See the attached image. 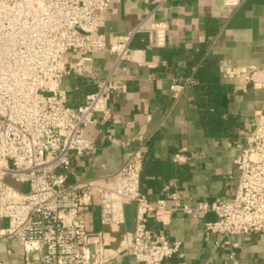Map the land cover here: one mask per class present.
I'll return each mask as SVG.
<instances>
[{"label":"built area","instance_id":"1","mask_svg":"<svg viewBox=\"0 0 264 264\" xmlns=\"http://www.w3.org/2000/svg\"><path fill=\"white\" fill-rule=\"evenodd\" d=\"M113 1L120 0H0V218L5 221L0 242L15 240L23 264H104L110 257L102 231L86 227V209L97 208L101 225H119L125 203L134 202V229L123 233L117 252H127L140 264L180 258V242H170L163 231L170 211L213 213L215 218L204 222V240L214 250H225L231 264H239V243L232 237L264 234V112L234 159L238 172L230 199L192 206L181 203L168 185L164 196L151 201L141 189L140 149L129 152L114 173L72 178L73 158L97 150L85 128L95 124L96 113L109 115L108 95L117 84L111 75L100 79L78 105L69 106L62 78L83 70L80 60L70 62L67 54L87 59L93 52H109L119 63L133 57L137 33H148L149 45L165 43L167 23L149 17L167 0H150V13L108 43L99 27ZM245 78L264 84V69L250 67ZM183 86L174 83L171 90ZM172 159L182 163L185 156L176 151ZM250 264H259L258 259Z\"/></svg>","mask_w":264,"mask_h":264},{"label":"crops","instance_id":"2","mask_svg":"<svg viewBox=\"0 0 264 264\" xmlns=\"http://www.w3.org/2000/svg\"><path fill=\"white\" fill-rule=\"evenodd\" d=\"M153 6L150 0L113 1L99 29L108 43L113 42ZM151 18L167 23L163 46L149 45L148 33L143 32L132 39L133 57L119 63L109 52H93L87 59L67 54L70 62L80 60L83 70L62 78L69 106L78 105L100 79L111 75L117 84L108 95L109 115L96 113L95 124L85 128V137L97 150L73 158L72 178L114 173L129 152L140 149L141 189L151 201L164 196L168 185L181 203L192 206L230 199L238 172L234 159L255 118L264 112V84L245 78L250 67L264 69V0H167ZM188 77L191 83L185 82ZM178 82L184 86L171 90ZM176 151L185 156L184 162L173 161ZM135 211L134 202L125 203L123 223L101 225L97 208L86 209V227L102 231L110 257L104 264H140L127 252L116 251L123 233L134 229ZM214 218L213 213L170 211L163 231L170 242H180L182 257L164 264H231L225 250H214L203 238L205 220ZM4 224L0 218V227ZM232 240L239 243V264H250L254 258L264 264L263 233ZM23 263L15 240L0 242V264Z\"/></svg>","mask_w":264,"mask_h":264},{"label":"rangeland","instance_id":"3","mask_svg":"<svg viewBox=\"0 0 264 264\" xmlns=\"http://www.w3.org/2000/svg\"><path fill=\"white\" fill-rule=\"evenodd\" d=\"M13 185H15V186L18 187V188H23V185H22V184H16V183H13Z\"/></svg>","mask_w":264,"mask_h":264}]
</instances>
